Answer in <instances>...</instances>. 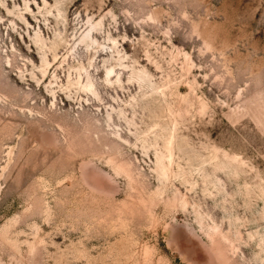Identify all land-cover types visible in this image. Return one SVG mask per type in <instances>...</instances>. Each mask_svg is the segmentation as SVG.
I'll list each match as a JSON object with an SVG mask.
<instances>
[{
    "label": "rangeland",
    "instance_id": "1",
    "mask_svg": "<svg viewBox=\"0 0 264 264\" xmlns=\"http://www.w3.org/2000/svg\"><path fill=\"white\" fill-rule=\"evenodd\" d=\"M0 264H264V0H0Z\"/></svg>",
    "mask_w": 264,
    "mask_h": 264
}]
</instances>
